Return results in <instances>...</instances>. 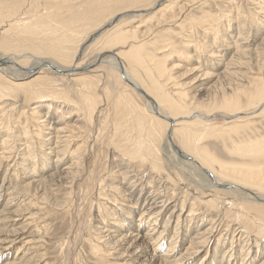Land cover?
Instances as JSON below:
<instances>
[{
	"label": "rangeland",
	"instance_id": "374dc122",
	"mask_svg": "<svg viewBox=\"0 0 264 264\" xmlns=\"http://www.w3.org/2000/svg\"><path fill=\"white\" fill-rule=\"evenodd\" d=\"M88 1L89 2H87V0H0V55L9 56L23 66H29L36 61V59H46L47 57L53 61L56 60V62L61 65L71 66L77 63L85 64L89 62L88 60H91V58L97 55L103 48H113L116 46L115 48L118 50L127 51L131 46H141L140 52H144L145 55L152 58L149 68L157 64L163 67L166 66L167 73L169 72L170 75H172L168 81V83L173 86L171 88L175 89L172 90V92L176 94H178V92H184L185 94L187 93V95H191L197 93L199 88L205 87L206 78L201 75L204 71H209L206 67H202L201 70L191 71L193 67L191 63L197 65L200 60L206 58L209 61L208 64L213 62L210 57L212 55H207L208 52L206 53V50L209 49V54L210 51H212V54L214 53L213 55L219 53V55L216 54L214 57L217 58L218 56L220 60L222 59L221 61H223V63L224 61L227 63L232 53L234 54L235 52L240 63H244L242 66L239 65V71L242 69V71H245L249 76L252 75L250 77L260 78L261 82L264 84V0H162L163 5H161V7L166 3L168 6V10L164 13L163 11L155 12L154 9L150 10L151 12L147 10L151 8L152 5L155 6L157 2L159 3V0H102V2H100L101 0H96L94 3L91 2V0ZM97 2H99V4ZM86 4L87 6H85ZM181 6L183 10L180 15H176ZM139 9L141 12L138 11ZM143 9L147 11L143 12ZM87 13H89V15H87ZM62 19L65 21L63 22ZM207 19L211 21L213 19V21L211 22ZM34 22H38V24ZM255 22L259 23L257 24ZM10 23H15V25ZM45 23L47 24L45 25ZM203 23H207V25L205 24V26ZM211 23L213 24L211 25ZM32 24L35 27L38 25L34 32L24 30L25 27ZM101 27L103 28L100 29ZM106 28H108V30ZM41 29L43 32L40 31ZM56 29L59 31H56ZM210 29L214 31L209 33V31H211ZM240 29H242V31H240ZM138 30L139 32L141 31L140 34L143 35L140 36ZM48 32H53V34ZM114 33L124 35L126 43L123 46L118 45V43L112 44L109 42L110 37L112 38ZM69 36L70 39L68 40L70 42L73 41L75 44L67 41L66 38ZM211 42L214 43L212 44ZM237 42L240 44L238 45ZM68 44L74 45L73 47L75 50L71 48V45L68 46ZM231 44L233 46L236 45L235 47L237 48H242H240V50L235 47L234 50L233 48L228 49V45ZM56 46H58V48ZM68 47L70 48L68 49ZM156 47H159V51ZM71 49L72 51H70ZM189 52L191 53L189 54ZM196 54H200V56L198 55L199 57L193 59V57L197 56ZM187 55H190L188 57L192 59H188L186 57ZM185 59H187V61ZM124 63H126V65L128 64L125 67L133 76L135 75L134 77L139 83L146 86V78H144L142 70H140L138 66L132 65L128 60H125ZM171 66H173V68H171ZM100 68H102V70L100 69V71L97 72L88 71L84 72L82 75L71 74L67 76L62 73H53L54 71L51 69H43L41 73L36 75L39 79L36 78L31 80L32 78H29L21 80L23 82L27 81L26 84L29 83L30 90L33 91L46 88L43 91L47 93L44 94L45 97L42 101L33 98L34 96L30 97L23 92H10L7 95L0 96V185L3 184V187H5L3 189V191H5H2L3 195L0 197V202H4L3 197H9L10 204L7 208L12 210V213L15 214L13 215L11 213V218H16L14 221L15 225L21 228L23 227L22 229L24 232V237L16 241L15 245H17L5 251L4 255L8 254L9 261H14V264H25L24 261L27 258H30L35 264H113L117 259L114 260V255L111 253L112 251H110V253L105 252L104 254L103 251L99 253V251L93 250V248L95 249L94 243L96 245L98 244L100 246L99 248L104 247L95 241L94 234L96 233L94 229L97 228V225L101 227L103 225L105 228L113 230L109 225L115 219H118L117 221L120 224L126 226L120 231H125L127 225L124 220H127L129 215V218L132 217L131 221H133L134 224L144 221V223H146V227H144L145 230L148 229L150 232L155 225L159 227V230L161 226L163 229V226L166 224L165 219L166 221L169 219L171 220V222L168 221L170 223V228H168V230L170 229L169 236L175 235L174 237H176L181 231V233H184L189 239L197 240L201 243L202 251L199 257L193 261L189 259L188 263L185 262L186 264H215V262L216 264H226L227 260L232 259L231 257L234 258L235 264H239L241 258H243V264H245V262L248 263L249 257L245 253L247 252L245 249L249 245L247 243L251 242V238H253L254 234L258 233V236H260L264 235V233L260 231L256 232L247 227L248 219H240V217L242 218L241 213H246L243 204L256 207L260 213V218H264V203L258 201L254 202L246 197H239L231 191L222 189L218 186L216 188L207 186V182L193 171L188 164L176 159V157L174 158L172 153L164 147L161 135L162 129L160 130V125H156L155 123L152 125V117L151 114L148 113L149 111L146 110L147 107L144 106V100L131 90V88L127 87L123 80L119 81L117 86L114 82L117 72L113 67H109V75H106L107 69L103 72L105 68L102 66H100ZM169 68H171V70ZM5 73L6 72L2 73V76H4L3 78L7 80L9 85L15 86L13 84L14 82H18V80H12L10 76L13 77V75ZM101 73H103L104 76H102L103 74L101 75ZM101 77L103 81L100 79ZM80 78L90 81L91 84L88 85L86 83L80 85V81L78 80ZM43 79H47V82H44ZM199 79L202 83L201 86L194 88V82ZM219 79H221V81L217 83V85L226 93H230L237 83L236 80L231 78L228 74L220 76ZM107 80L108 83H106ZM114 85H116V88H112ZM165 88L168 93H171L169 86ZM62 93L68 95L66 97H71L66 98ZM84 94L91 96L94 100V105L92 104V106L95 107L96 111L94 110L91 116L87 115L88 113L84 110V105L81 103V97L85 96ZM74 97H77L76 100ZM218 97L219 91H210L200 96L199 102L201 104H195L196 101L193 99L191 102L187 100V104L189 103L187 106H191L188 107L187 111H192V108L197 105V109L203 114L207 113V110H203L205 108L209 110L208 112L215 113V115L208 117L207 120L204 121L205 123L190 124L197 130L195 139L196 146L204 148L207 153L214 157V167H218L221 163L230 166L241 161H249L248 159H244L245 157L237 156L235 148L238 145L236 144L253 143V141L259 140L260 136L261 138L264 137V113L262 112L261 115L258 113L257 115L244 116L240 113L239 117L224 119L223 115L228 117L231 115V111L211 107L214 100ZM207 100H211L209 104L205 102ZM240 100H242L241 105L243 107L244 100L242 97ZM162 104L163 103H161V105ZM203 106L206 107L204 108ZM165 107L162 105L163 110L169 112L167 107ZM82 108L84 109L81 111ZM252 108L253 107L248 106L243 107L241 111H248ZM43 114L44 116L46 114V117H48L46 119L50 121L49 124L61 122V126L65 127L67 125V133H69V140H71L70 152L68 154L71 155V157L76 156L75 158L78 161V166H76L75 171L70 173L72 175L63 174V172H60L58 175H52L51 163L49 161L44 162L45 155H42V151L46 146L43 145L41 139H38L40 138L38 131L39 126L35 122L36 118L43 117ZM76 125L77 127L74 128L73 126ZM79 125L81 127H79ZM179 127H181L180 123L177 124L176 128ZM85 131H87V133ZM149 131L152 133V139H150L151 136L148 134ZM31 132L35 133L36 138ZM25 133H28L29 137H25ZM4 138H7L6 145L2 144V139ZM25 138H31L32 142L29 147L24 149L20 146L19 142L24 141ZM172 140L175 145H181L179 135L176 131L172 134ZM136 143H138L139 146L136 145ZM145 144L152 145L151 148L155 149H152V152L149 153L150 155L143 152L144 147H146ZM135 148L139 149L140 152L131 154ZM232 148L235 151L234 153ZM27 152L28 154L31 152L30 154L32 156L30 154L28 155L31 157V161L27 164L26 168L28 167V169H30L29 167L33 165L31 168L34 167V173L40 175L38 178H41V176L42 178H47V181L45 178L42 179L40 182L42 185L39 183L35 184L36 187H33L35 185L33 184L34 182L30 180V176L28 177V169L27 173L24 172L26 169L21 170L25 165L22 166L21 164L22 167L20 166L18 163V161H20L19 156L22 153L27 155ZM155 157H157V159ZM257 161L258 164L264 167V157L257 158ZM216 162L220 163L217 164ZM215 163L217 166L214 165ZM42 166H44V168ZM41 167L42 169H40ZM120 168H122L121 170L123 172ZM159 170L162 171V174ZM115 172L116 175L117 173L123 175L125 179L122 180L120 176L116 177L114 174ZM124 172H126V174ZM24 175H26V177ZM126 176L127 179L129 178L128 180ZM114 177H116V179ZM49 178H51L52 181ZM113 185L118 189L115 190ZM124 187L126 192L123 191ZM112 188L114 189L113 192L111 190ZM165 188L167 189V193ZM251 189L256 192L255 188ZM121 191L123 193H121ZM119 193L121 196H119ZM261 193L264 192L262 191ZM190 194L194 197L190 196ZM150 197L151 199H149ZM165 197H167V199ZM137 199L139 201H137ZM152 199L157 202L158 207H162L163 209L158 215H150V218L152 217V220H150L149 215L147 216L144 214L143 216L142 210L148 207ZM179 199L182 200L184 210L178 209L179 207L181 208ZM121 200L122 202H126L122 203L120 202ZM168 202L171 203L169 204ZM199 202H203L200 203L203 206H201ZM135 203L137 207H135L132 212V210H129L128 206L135 205ZM168 205H170V208H168ZM220 208L223 211H219ZM169 209L174 210V213L178 211L177 217H174V215L172 219L168 218L170 213ZM108 211H110L109 215ZM184 215L187 216L185 217ZM124 216L125 218H123ZM141 216L142 218H139ZM194 217L196 218L194 219ZM184 218L186 219L183 221ZM249 219L252 218L249 217ZM18 221L20 224H18ZM21 221L23 224H21ZM154 221L156 222L153 223ZM256 222H258V220H256ZM180 225L184 227L182 230ZM244 225L247 227L246 229ZM241 230H244L248 234L245 232H243L244 234L241 233ZM114 231L115 234H119L115 229ZM165 232H162V230L160 231L162 234ZM249 234H251V238L247 239L246 237ZM258 240H264V237H260ZM187 243L181 246L177 251V255H181L185 251ZM161 246L162 249L158 252L159 254L167 250L168 241H165ZM175 248L178 249L177 246ZM17 250L18 255L15 254ZM25 250L28 251V253L26 256H23V253L26 252ZM104 250L106 251L107 248L105 247ZM238 254L241 256L239 257ZM10 255L11 258L14 256V260L10 258ZM249 256L251 258L253 257L251 256V252H249ZM19 257H22L24 261ZM253 259H255V257H253ZM218 260H221V263H218ZM256 260L258 261V259ZM262 260H264V258ZM1 262L2 261H0V264ZM118 262L117 260V263ZM156 264L164 263L157 262Z\"/></svg>",
	"mask_w": 264,
	"mask_h": 264
},
{
	"label": "bare ground",
	"instance_id": "6f19581e",
	"mask_svg": "<svg viewBox=\"0 0 264 264\" xmlns=\"http://www.w3.org/2000/svg\"><path fill=\"white\" fill-rule=\"evenodd\" d=\"M100 1V0H98ZM106 1V0H105ZM157 1V0H156ZM160 2L153 6L148 10V12L152 9H154L155 12L159 11H163V13L165 11L168 10V6L167 3L161 7V5H163V1L165 0H159ZM87 2H89L87 0ZM91 2H96V0H91ZM102 2V0L100 1ZM118 2V1H117ZM127 2V1H126ZM99 4V2H97ZM162 3V4H161ZM91 4V3H88ZM106 4V3H105ZM169 4V3H168ZM110 5V4H109ZM170 5V4H169ZM200 5V4H199ZM84 6V4H83ZM87 6V4L85 5ZM89 6V5H88ZM115 6V5H114ZM101 7V6H98ZM150 7V6H149ZM185 7V6H184ZM84 8V7H83ZM167 8V9H166ZM174 8V7H173ZM99 10V9H98ZM142 10V9H141ZM144 10V9H143ZM147 10H144L143 12H146ZM183 10V7L181 6L178 10V12L176 13V15H180L181 11ZM82 11V10H81ZM86 11V10H85ZM90 11V10H89ZM94 11V10H93ZM105 11V10H104ZM130 11V10H129ZM132 11V10H131ZM140 11V9L138 10ZM77 12V11H76ZM79 12V11H78ZM95 12V11H94ZM93 12V13H94ZM99 12V11H98ZM141 12V11H140ZM151 12V11H150ZM122 13V12H121ZM131 13V12H129ZM136 13V12H133ZM175 13V12H174ZM85 14V13H84ZM124 14V13H122ZM159 14V13H157ZM211 14V13H210ZM87 15H89V13H87ZM115 15V14H114ZM119 15V12H118ZM151 15V14H150ZM156 15V14H155ZM204 15V14H203ZM206 15V13H205ZM84 16V15H82ZM81 16V18H82ZM116 16V15H115ZM114 16V17H115ZM153 16V15H152ZM211 16V15H210ZM158 17V16H157ZM190 17V16H189ZM207 17V16H206ZM87 18V17H85ZM119 18V17H118ZM151 18V17H150ZM154 18V16H153ZM166 18V17H164ZM168 18V17H167ZM204 18V17H203ZM211 18V17H210ZM84 20V18H82ZM156 19V17H155ZM214 19V18H213ZM212 19V21H213ZM63 20V19H62ZM112 20V19H111ZM160 20V19H159ZM162 20V19H161ZM208 20V19H207ZM210 20V19H209ZM208 20V21H209ZM261 20V19H260ZM45 21V20H44ZM47 21V20H46ZM65 20H63L64 22ZM110 21V20H109ZM116 21V20H115ZM122 21V20H121ZM211 21V20H210ZM211 21V22H212ZM254 21V20H253ZM262 21V20H261ZM67 22V21H66ZM95 22V21H94ZM107 22V21H106ZM119 22V21H118ZM204 22V19H203ZM9 23V22H8ZM37 23L38 22H34ZM50 23V22H49ZM62 23V22H61ZM114 23V22H113ZM257 23V22H255ZM259 23V22H258ZM257 23V24H258ZM10 24H14L15 23H10ZM9 24V25H10ZM28 24V23H27ZM47 23H45L46 25ZM70 24V23H67ZM119 24V23H118ZM204 25L207 23H203ZM202 24V26L204 27V25ZM213 23H211L212 25ZM8 25V24H7ZM40 25V23H39ZM43 25V24H42ZM51 25V24H50ZM116 25V24H115ZM192 25V24H191ZM205 25V26H206ZM210 25V26H211ZM256 25V24H255ZM262 25V24H261ZM260 25V26H261ZM11 26V25H10ZM25 26V25H24ZM38 26V25H37ZM36 26V27H37ZM52 26V25H51ZM68 26V25H67ZM85 26V25H84ZM83 26V27H84ZM105 26V25H104ZM113 26V25H112ZM209 26V23H208ZM35 26L30 25L28 27H25L24 30L26 31H30V32H34V30L36 29ZM45 27V26H44ZM82 27V29H83ZM215 27V25H214ZM243 27V26H242ZM241 27V28H242ZM259 27V26H258ZM103 27H101L100 29H102ZM105 28V27H104ZM117 28V27H116ZM121 28V27H120ZM260 28V27H259ZM263 28V27H262ZM40 29V27H39ZM51 29V28H50ZM49 29V30H50ZM99 29V30H100ZM108 30V28H106ZM111 29V28H110ZM209 29V27H208ZM236 29V28H235ZM257 29V27H256ZM38 30V29H37ZM52 30V29H51ZM124 30V29H123ZM207 30V29H206ZM212 31V29H210ZM3 31H7V30H3ZM19 31V30H18ZM42 31V29L40 30ZM46 31V30H45ZM48 31V30H47ZM56 31H59L56 29ZM112 31V30H111ZM125 31V30H124ZM222 31V30H221ZM240 31H242V29H240ZM43 32V31H42ZM79 32V30H78ZM77 32V33H78ZM82 32V31H81ZM105 32V31H104ZM117 32V30H116ZM121 32V31H119ZM139 32V30H138ZM141 32V31H140ZM139 35H143L140 34ZM143 32V31H142ZM261 32V31H259ZM263 32V31H262ZM48 33H52L53 32H48ZM54 33H55V28H54ZM100 33V32H99ZM108 33V32H107ZM106 33V35H107ZM112 33V32H111ZM103 34V33H102ZM49 35V34H48ZM65 35V34H64ZM63 35V36H64ZM98 35V34H97ZM68 36V35H67ZM113 36V35H112ZM224 36V35H223ZM59 37V36H58ZM66 37V36H65ZM72 37V36H71ZM100 37V36H99ZM226 37V36H225ZM224 37V38H225ZM64 38V37H63ZM106 38V37H105ZM54 39V38H53ZM65 39V38H64ZM67 41H69L68 39H70V36L66 38ZM78 39V38H77ZM104 39V38H103ZM111 39V40H110ZM109 42L112 44L118 43V45H124L126 43L125 37L122 34H115L114 36L111 38L110 37ZM259 39V38H257ZM56 40V39H55ZM81 40V39H80ZM107 40V39H106ZM125 40V41H124ZM224 40V39H223ZM60 41V39H59ZM66 41V42H67ZM76 41V40H75ZM82 41V40H81ZM215 41V40H214ZM229 41V40H228ZM227 41V42H228ZM256 41V40H255ZM65 42V41H64ZM70 42V41H69ZM67 42V43H69ZM73 42V41H71ZM70 42V43H71ZM93 42V41H92ZM102 42V41H101ZM105 42V41H104ZM216 42V41H215ZM60 43V42H59ZM74 43V42H73ZM212 43V42H211ZM214 43V42H213ZM212 43V44H213ZM233 43V42H232ZM235 43V42H234ZM238 43V42H237ZM75 44V43H74ZM103 44V43H102ZM223 44V43H222ZM240 43H238L239 45ZM242 44V43H241ZM52 45V44H51ZM71 44H68V46ZM82 45V44H81ZM169 45V44H168ZM198 45V44H197ZM211 45V44H210ZM215 45V44H214ZM225 45V44H224ZM237 45V46H238ZM66 46V45H64ZM72 46V45H71ZM70 46V47H71ZM74 46V45H73ZM71 47L74 49V47ZM76 46V45H75ZM110 46V45H109ZM114 46V45H113ZM126 46V45H125ZM128 46V44H127ZM137 46V45H136ZM200 46V45H199ZM202 46V45H201ZM206 46V45H203ZM209 46V45H208ZM207 46V47H208ZM213 46V45H211ZM220 46V45H218ZM227 46V45H226ZM236 46V45H235ZM232 44L228 45V49H232L234 50V47ZM248 46V45H247ZM257 46V45H256ZM260 46V44H259ZM54 47V46H53ZM58 48V46H56ZM61 47V46H60ZM68 47V49L70 48ZM116 47V46H115ZM115 47L113 48H103L102 50H100L98 52L97 55H95L93 58H91V60H88L89 62L85 63V64H73L71 66H64L61 65L59 63L56 62V60H51L46 58H40V59H36V61H34L32 64H30L29 66H23L21 64L18 63V61L13 60L12 58H10L9 56H5V55H0V96L2 95H7L10 92H14V93H19V92H23L24 94L28 95V96H34L33 98L36 99H40L39 101H42L44 99V94H46L47 92H44L43 90L46 89L44 88L43 90H30V84L26 82L27 81H21V80H26L29 78L33 79H39L36 75H38L39 73H41V70L43 69H51L53 70V73L59 74L62 73L63 75L67 76V75H82L84 72H97L100 71V69L102 70V68H100V66H102L103 68H105L103 70L106 71V75L108 74V70L109 67H113L116 72H117V76H115L114 78V82L117 84L119 81L123 80L125 85L129 88H131V90H133L137 95H139L143 100H144V106L147 107V111H149L148 113L151 114L152 117V125L153 123H155L156 125H160V130L162 132V141H163V145L164 147L169 150L173 157L180 161H182L185 164H188L193 171H195L199 176H201L206 182H207V186H210L212 188H216L221 187L222 189H227L229 191H231L233 194L238 195L239 197H246L248 199H251L254 202H263L264 203V193H261L262 191L264 192V167L260 164H258L257 158H261L264 157V137L257 140V141H253V143H247V144H236L238 146H236L235 151L237 156H242L245 157L244 159H248L249 161H241L239 163L230 165V166H226L223 163L219 164L220 162H216L217 164H219L218 167H214L213 166V161H215L214 157L211 156L209 153L206 152V150L202 147H197L196 143H195V139L197 136V130L196 128H194V126H191L190 124H195V123H200V122H204L205 120H207L208 117H210L211 115H215V113L212 112H208L209 110L207 108L203 109L204 111L207 110L206 114L201 113L198 109H197V105L194 106V108H192V111H187L188 107L191 106H187V100L188 101H192L195 100V104H201L199 102L200 96L210 92V91H214L217 92L219 91V97L217 99L214 100L213 104L211 105V107H216L222 110H227V111H231V115L226 117L223 115L224 119H232L235 117H239L240 113H242V116L244 115H257L258 113L261 115V113H264V84L261 82L260 78H255V77H250L252 75H248L245 71H239V65L242 66L244 63H240L237 54L232 53V56L229 58L230 60L225 63H223V61H221L218 56L217 58L214 57L216 54L219 55V53H216L215 55L212 54V51H210L209 54V49L206 50L207 55H212L210 56L211 59L213 60V62H211L210 64H208V59H202L200 60V62H198L199 64L197 65H193V63H191V65L193 66L191 68V71H195V70H201L202 67H206L208 68L209 71H204L202 73L201 76L206 78V83H205V87L203 88H199L197 93L191 94V95H187V93L185 94L184 92H178V94H176L175 92H172V90H175L171 87L168 81L170 79V77L172 75H170V73H167V69L166 66H161V65H155L154 67L151 66L150 67V62L152 61V58L147 55H145V53L140 52V48L141 46H131L127 51H122L121 49H116ZM188 47V46H187ZM191 47V46H190ZM97 48V47H96ZM99 48V47H98ZM118 48V47H117ZM157 50L159 51V47H156ZM209 48V47H208ZM218 48V47H216ZM236 49L242 48V47H235ZM101 49V48H100ZM202 49V48H201ZM205 49V48H204ZM212 49V48H211ZM219 49V48H218ZM217 49V50H218ZM222 49V48H221ZM226 49V48H224ZM58 50V49H57ZM61 50V49H60ZM75 50V49H74ZM156 50V51H157ZM200 50V47H199ZM47 51V50H46ZM72 51V49L70 50ZM187 51V50H186ZM214 51V50H213ZM228 51V50H227ZM226 51V52H227ZM68 52V51H66ZM129 52V53H128ZM199 52V51H198ZM203 52V51H202ZM217 52V51H216ZM219 52V50H218ZM232 52V51H231ZM238 52V51H237ZM241 52V51H240ZM261 52V51H260ZM69 53V52H68ZM72 53V52H71ZM187 53V52H185ZM191 52H189L190 54ZM197 53V52H195ZM230 53V52H228ZM246 53V52H245ZM255 53V52H253ZM252 53V55H253ZM70 54V53H69ZM144 54V55H143ZM194 54V52H193ZM202 54V53H201ZM224 54V53H223ZM259 54V53H257ZM78 55V54H77ZM186 55V54H185ZM197 55V54H196ZM200 56V54H198ZM195 56L193 57V59H195L196 57L199 56ZM206 55V56H207ZM247 55V54H246ZM32 56V55H31ZM55 56V55H54ZM61 56V55H60ZM79 56V55H78ZM187 55L186 57L188 59H190ZM192 56V55H191ZM248 56V55H247ZM222 57V56H221ZM32 58V57H31ZM34 58V57H33ZM258 58V57H257ZM192 59V58H191ZM256 59V58H255ZM125 60H128V62H130L132 65H136L139 67L140 70H142V73L144 75V78H146V86L142 85L141 83H139V81L128 71V69L125 67L127 66L125 62ZM187 61V59H185ZM197 60V59H196ZM210 60V59H209ZM242 61V60H241ZM77 62V61H76ZM192 62V61H191ZM196 62V61H195ZM154 63V62H153ZM197 63V62H196ZM93 65V66H92ZM95 65V66H94ZM249 67V66H248ZM171 68H173V66H171ZM171 68H169L171 70ZM211 68V69H210ZM251 69V68H250ZM80 70V71H79ZM221 71V72H220ZM6 72L5 74H12L11 79L12 80H18V82H14L13 85L15 86H11L7 83V80L5 78H3L4 76H2V73ZM102 72V71H101ZM93 74V73H92ZM103 73H101L102 75ZM115 74V73H114ZM225 74H228L229 76H231V78L236 80V85L232 88L230 93H226L224 90H221V88L217 85V83H220L221 79H219L220 76H223ZM105 75V76H106ZM109 75V74H108ZM116 75V74H115ZM15 76V77H14ZM104 76V74L102 75ZM9 77V75H8ZM85 77V75H84ZM111 77V76H109ZM112 78V77H111ZM76 79V78H75ZM102 80V77L100 78ZM105 79V78H104ZM232 79V80H233ZM47 79H43L44 82ZM80 81V85H84V84H88L90 85V81L86 80V79H78ZM86 80V81H85ZM29 81V80H28ZM103 81V80H102ZM111 81V79H110ZM21 82V83H20ZM113 82V81H112ZM113 82V84H114ZM20 83V84H17ZM69 83V82H67ZM106 83H108V80L106 81ZM233 83V82H232ZM36 84V83H35ZM47 84V83H44ZM53 84V83H52ZM64 84V83H63ZM72 84V83H70ZM201 80H196L194 82V88L200 87L201 86ZM49 85V84H48ZM55 85V84H54ZM76 85V84H75ZM79 85V84H78ZM77 85V86H78ZM79 85V87H80ZM39 86V85H38ZM67 86V84H66ZM76 86V87H77ZM116 85L112 86L115 87ZM118 86V84H117ZM166 86H169V88L171 89L170 92L168 93L166 90ZM52 87V86H51ZM72 87V85H71ZM83 87V86H82ZM56 88V87H54ZM85 88V87H84ZM111 88V87H110ZM116 88V87H115ZM139 89L141 90L143 93H140L139 91L136 90ZM168 88V89H169ZM73 91V90H72ZM77 91V89H76ZM60 92V91H59ZM49 93V92H48ZM61 93V92H60ZM66 93V92H65ZM54 94V93H52ZM56 94V93H55ZM64 93H62L63 95ZM49 95V94H48ZM65 95V94H64ZM85 95V94H84ZM88 95V93H87ZM83 96L81 97L82 99V104L84 105V108L81 109V111L84 109L88 114L87 115H93L92 113H94L93 111L95 110V107L92 106V104L94 103V100L92 99L91 96ZM60 96V95H58ZM68 95H65V97ZM76 96V95H75ZM78 96V95H77ZM81 96V95H80ZM150 97L151 99H147V97ZM53 97V96H52ZM64 97V96H63ZM66 97V98H70ZM175 97V98H174ZM187 97V98H186ZM241 97L243 98V102L244 105L243 107H253L252 109L248 110V111H241L242 107V100ZM32 98V99H33ZM75 98V97H74ZM77 98V97H76ZM75 98V100H76ZM72 100V99H71ZM78 100V99H77ZM151 100V101H150ZM65 101V100H64ZM80 101V100H79ZM117 101V100H116ZM211 100H207L205 102H207L209 104ZM37 102V101H36ZM75 102V101H72ZM194 102V101H193ZM161 103H163L162 105L165 107H167V110H169V112L163 110ZM37 104V103H36ZM56 104V103H55ZM78 104V103H77ZM192 105H194L193 103H191ZM49 105V104H48ZM52 105V104H51ZM50 105V106H51ZM94 105V104H93ZM205 105V104H204ZM57 106V105H56ZM81 106V105H80ZM14 107V106H13ZM35 107V106H34ZM49 107V106H48ZM61 107V106H60ZM97 107V106H96ZM145 107V108H146ZM165 107V108H166ZM134 108V107H133ZM200 108V107H199ZM8 109V108H7ZM33 109V108H32ZM191 109V108H190ZM3 110V109H2ZM79 110V109H78ZM186 110V111H185ZM96 111V110H95ZM212 111V110H211ZM35 112V111H34ZM56 112V111H55ZM85 112V113H86ZM96 113V112H95ZM31 114V113H30ZM41 114V113H40ZM65 114V113H64ZM84 114V113H83ZM39 115V113H38ZM42 115V114H41ZM143 115V114H142ZM219 115V114H218ZM48 116V114H47ZM60 116V115H59ZM65 116V115H64ZM89 116V117H90ZM221 116V115H220ZM40 117V115H39ZM57 117V116H56ZM61 117V116H60ZM85 117V115H84ZM35 118V117H34ZM46 118V114L41 118H36V123L38 124L39 128V134H40V138H38L39 140L41 139V141L43 142V145L46 146L45 148H43V154L45 155L44 158V162H50L52 165V175H58L60 174V172H63V174H69L72 175L70 173H72L73 171H75L76 166H78L77 164V159L75 158L76 156H72L69 155L68 153L70 152V144H71V140H69V133L66 126H61V122H56L54 124H49V120H47ZM63 118V117H62ZM96 118V117H95ZM141 118V117H140ZM50 119V118H49ZM59 119V118H58ZM89 119V118H88ZM99 119V118H98ZM57 120V119H56ZM63 120V119H62ZM91 120V119H90ZM139 120V119H138ZM34 121V120H33ZM79 121V120H78ZM66 122V121H65ZM143 122V120H142ZM148 122V121H147ZM247 122V121H246ZM245 122V123H246ZM53 123V122H52ZM64 123V122H63ZM141 123V122H140ZM180 123L181 127L176 128L177 124ZM205 123V122H204ZM232 123V122H231ZM248 123V122H247ZM35 124V123H34ZM68 124V123H67ZM72 124V123H71ZM70 124V125H71ZM86 124V123H85ZM144 124V123H143ZM239 124V123H237ZM243 124V123H242ZM63 125V124H62ZM73 125V124H72ZM134 125V124H133ZM146 125V124H145ZM144 125V126H145ZM234 125V122H233ZM245 125V124H244ZM69 126V124H68ZM86 126V125H85ZM84 126L85 130L86 127ZM88 126V124H87ZM74 128L77 127L73 126ZM79 127H81L79 125ZM235 128V127H234ZM70 129V128H69ZM81 129V128H80ZM205 129V128H204ZM74 130V129H72ZM77 130V129H76ZM154 130V129H153ZM30 131V130H29ZM79 131V130H78ZM148 131V130H147ZM177 132L180 138V142L181 145H175V143L172 140V134L174 132ZM87 133V131H85ZM139 132V131H138ZM32 135L35 137V133L31 132ZM75 133V132H74ZM202 133V132H201ZM22 134V133H21ZM146 134V133H145ZM148 134H150L152 139V133H150V131L148 132ZM203 134V133H202ZM23 135V134H22ZM21 135V136H22ZM25 137H29L28 133L24 134ZM89 136V134H88ZM145 136V135H144ZM149 136V135H148ZM156 137V136H155ZM36 138V137H35ZM88 138V137H87ZM140 138V137H139ZM147 138V137H146ZM145 138V139H146ZM149 138V137H148ZM160 138V137H159ZM198 138V137H197ZM200 138V137H199ZM27 139V140H26ZM72 139V137H71ZM257 139V138H256ZM3 145H6V140L7 138L2 139ZM139 140V139H137ZM144 140V139H143ZM34 141V140H33ZM38 141V140H36ZM35 141V143H36ZM136 141V140H135ZM32 142L31 138H25L24 141H20V146L22 148H27L30 146V143ZM145 142V140H144ZM143 142V143H144ZM198 142V140H197ZM34 143V142H33ZM147 143V142H146ZM246 143V142H245ZM39 144V143H38ZM41 144V143H40ZM135 144V143H134ZM37 145V143H36ZM136 145L139 146L138 143H136ZM135 145V146H136ZM146 145V144H145ZM157 145V144H156ZM152 146V145H151ZM150 145H146V147H144V153H148L147 155H150L149 153L152 152V149ZM234 146V145H233ZM20 147V148H21ZM35 147V146H34ZM38 147V145H37ZM36 147V148H37ZM42 147V146H41ZM77 147V146H76ZM137 147V146H136ZM2 148V147H1ZM87 148V147H86ZM138 148V147H137ZM135 148L134 151L131 152V154L133 153H138L140 152L139 149ZM41 149V148H39ZM45 149V150H44ZM75 149V148H74ZM161 149V148H160ZM22 150V149H20ZM86 150V149H85ZM155 150V149H153ZM28 151V150H27ZM35 151V150H34ZM41 151V150H40ZM39 151V152H40ZM166 151V150H165ZM233 153L235 152L232 148ZM167 152V151H166ZM31 153V152H30ZM29 153V154H30ZM34 153V152H33ZM37 153V152H36ZM72 153V152H71ZM161 153V152H160ZM163 153V151H162ZM231 153V152H230ZM27 152V155L25 154H20L19 156V160L18 163L25 165L24 167L21 168V170L26 169V171L24 170V172L27 173V169L26 168L27 164L30 163L31 161V157H29ZM40 154V153H37ZM36 154V155H37ZM157 154V153H155ZM31 155V154H30ZM35 155V156H36ZM41 155V154H40ZM68 155V156H67ZM137 155V154H135ZM32 156V155H31ZM34 156V157H35ZM38 156V155H37ZM44 157V156H41ZM80 157V156H79ZM121 157V156H120ZM134 157V156H133ZM151 157V156H150ZM158 157V156H157ZM157 157H155L157 159ZM33 158V157H32ZM40 158V156H39ZM78 158V157H77ZM122 158V157H121ZM148 158V157H147ZM160 158V157H158ZM256 158V159H255ZM34 159V158H33ZM43 159V158H42ZM124 159V158H123ZM15 160V159H14ZM18 160V158H17ZM35 160V159H34ZM40 160V159H39ZM33 161V160H32ZM43 161V160H42ZM114 161V160H113ZM122 161V160H120ZM158 161V160H157ZM217 161V160H216ZM15 162V161H14ZM81 162V161H80ZM124 162V161H123ZM160 162V161H159ZM9 163V162H8ZM17 163V162H16ZM119 163V162H118ZM125 163V162H124ZM154 163V162H153ZM162 163V162H161ZM216 163L214 165H216ZM44 164V163H43ZM158 164V163H157ZM212 164V166H211ZM17 165V164H16ZM45 165V164H44ZM50 165V166H51ZM128 165V164H127ZM126 165V166H127ZM19 166V165H18ZM33 166V165H32ZM31 166V167H32ZM46 166V165H45ZM161 166V165H160ZM217 166V165H216ZM28 169V177L30 178L31 181H33L34 185L35 184H39L42 179H44L45 177L42 178H38L40 175L35 174L34 173V167ZM37 167V166H35ZM44 168V166H42ZM42 167L40 169H42ZM47 167V166H46ZM127 168V167H126ZM158 168V167H157ZM38 169V168H36ZM49 169V168H48ZM122 168H120L121 170ZM125 169V168H124ZM44 170V169H43ZM51 170V169H50ZM117 170V169H116ZM115 170V171H116ZM127 170V169H126ZM37 171V170H36ZM39 171V170H38ZM119 171V169H118ZM122 171V170H121ZM120 171V172H121ZM161 171V170H159ZM21 172V171H20ZM23 172V171H22ZM42 172V171H41ZM123 172V171H122ZM25 173V174H26ZM126 174V172H124ZM122 173V174H124ZM128 173V172H127ZM159 173V172H158ZM162 174V171L160 172ZM74 174V173H73ZM116 175V172L114 173ZM14 175V174H13ZM47 175V174H46ZM51 175V174H50ZM169 175V174H168ZM26 177V175H24ZM119 177L124 180L125 177L123 175H120L119 173H117L116 177ZM167 176V175H166ZM23 177V176H22ZM70 177V176H69ZM116 177H114L116 179ZM183 177V176H182ZM72 178V177H71ZM170 178V177H169ZM26 179V178H25ZM47 181V178H45ZM51 179V178H49ZM114 179V180H115ZM127 179V176H126ZM129 179V178H128ZM127 179V180H128ZM168 179V178H167ZM172 179V178H171ZM29 180V181H30ZM121 180V181H122ZM126 180V181H127ZM169 180V179H168ZM186 180V179H185ZM188 180V179H187ZM45 181V180H44ZM50 181V180H49ZM52 181V179H51ZM118 181V180H117ZM120 181V182H121ZM164 181V180H163ZM118 182V183H120ZM51 183V182H50ZM109 183V182H108ZM128 183V182H127ZM41 184V183H40ZM42 185V184H41ZM118 185V184H117ZM122 185V184H121ZM132 185V184H131ZM135 185V184H134ZM4 185L1 184L0 185V197L1 195H3V189L5 187H3ZM9 186V185H8ZM33 187H36L33 186ZM113 187L115 188V190H117L118 188L116 186L113 185ZM119 187V186H118ZM129 187V185H128ZM133 187V185H132ZM137 187V186H136ZM139 187V186H138ZM166 187V186H165ZM122 188V187H121ZM169 188V187H168ZM251 188H255L256 192L253 191V189ZM8 189V188H6ZM132 189V188H131ZM162 189V188H161ZM166 189V188H165ZM170 189V188H169ZM208 189V188H207ZM113 192V188L111 189ZM125 187H124V192L125 191ZM140 190V189H139ZM3 191V192H2ZM7 191V190H6ZM146 191V190H145ZM165 191V190H164ZM119 192V191H118ZM117 192V194H118ZM128 192V190H127ZM135 192V191H133ZM137 192V191H136ZM140 192V191H139ZM138 192V194H139ZM6 193V192H5ZM116 193V191H115ZM121 193H123L121 191ZM161 193V192H160ZM159 193V194H160ZM166 193H167V189H166ZM169 193V192H168ZM171 193V192H170ZM259 193V194H258ZM120 194V193H119ZM125 194V193H124ZM137 194V196H138ZM188 194V193H187ZM75 195V194H74ZM123 195V194H122ZM151 195V194H150ZM171 195V194H170ZM183 195V194H182ZM121 196V194L119 195ZM133 196V195H132ZM131 196V197H132ZM146 196V195H145ZM148 196V195H147ZM159 196V195H158ZM167 196V195H166ZM190 196H192V194H190ZM3 197V196H2ZM113 197V196H112ZM164 197V196H163ZM169 197V196H168ZM179 197V195H178ZM177 197V198H178ZM194 197V196H192ZM146 198V197H145ZM158 198V197H157ZM167 199V197H165ZM182 198V197H180ZM190 198V197H188ZM112 199V198H111ZM131 199V198H129ZM151 199V197L149 198ZM155 199V198H154ZM152 199L150 201V203L148 204V207H145V210H142L143 212V216L144 214H146L147 216L149 215H158L161 213L162 211V207H158L157 206V202ZM165 199V200H166ZM175 199V198H174ZM173 199V200H174ZM197 199V196H196ZM1 200V199H0ZM4 202H0V261L1 264H14V261H9V255L6 254L4 255L5 251L9 250L12 246H16L15 243L16 241H19L21 238L24 237V232H23V227H19L15 225V219L11 218V213L12 210H9L7 207H9L8 205L10 204V200L9 197L8 198H4L3 197ZM117 200V199H116ZM136 200V198H135ZM146 200V199H144ZM158 200V199H157ZM199 200V199H198ZM115 201V200H114ZM132 201V200H131ZM137 201H139L137 199ZM136 201V203H137ZM164 201V200H163ZM179 201L181 202V208L179 207L178 209H183V203L182 200L179 199ZM185 201V200H184ZM189 201V200H188ZM187 201V202H188ZM202 201V200H201ZM207 201V200H206ZM218 201V200H217ZM122 202V200L120 201ZM124 203L126 201H123ZM122 202V203H123ZM145 202V201H144ZM165 202V201H164ZM174 202V201H173ZM179 202V203H180ZM186 202V203H187ZM191 202V201H190ZM107 203V202H105ZM135 203V205H127L129 207V210L135 209V207H137V204ZM159 203V202H158ZM169 203V202H168ZM171 203V202H170ZM169 203V204H170ZM175 203V202H174ZM177 203V202H176ZM203 203V202H199ZM212 203V202H211ZM119 204V203H118ZM134 204V202H133ZM143 204V203H142ZM161 204V203H160ZM229 204V203H228ZM111 205V204H110ZM178 205V204H176ZM191 205V204H190ZM189 205V206H190ZM201 206H203L202 204H200ZM243 208L246 210V213H241L242 218L240 217V219H248V224L247 227L251 228V230L254 231H260L261 233H264V218H260V213L257 210L256 207L252 206V205H247V204H243ZM104 206V205H102ZM170 205H168V208ZM186 206V205H185ZM188 206V205H187ZM219 206V205H218ZM227 206V205H226ZM140 207V206H139ZM176 207V206H175ZM221 207V206H220ZM11 208V207H10ZM118 208V207H117ZM167 208V207H166ZM186 208V207H185ZM224 208V207H223ZM228 208V207H227ZM143 209V208H142ZM187 209V208H186ZM190 209V208H189ZM226 209V208H225ZM110 210V209H108ZM170 210V209H169ZM172 210V209H171ZM170 210L169 216L168 218L172 219V216L177 217L178 211L176 213H174L172 210ZM222 209L220 208L219 211H221ZM229 210V209H228ZM231 210V209H230ZM241 210V209H240ZM103 211V210H102ZM136 211V210H135ZM140 211V210H139ZM223 211V210H222ZM232 211V210H231ZM105 212V211H104ZM110 211H108V215ZM125 212V211H124ZM127 212V211H126ZM226 212V211H225ZM224 212V213H225ZM233 212V211H232ZM103 213V212H102ZM163 213V212H162ZM186 213V212H185ZM184 213V214H185ZM234 213V212H233ZM13 214V213H12ZM105 214V213H104ZM130 214V213H127ZM133 214V213H132ZM142 214V213H141ZM188 214V213H187ZM222 214V213H221ZM227 214V213H226ZM15 215V214H13ZM103 215V214H102ZM107 215V214H106ZM145 215V216H146ZM114 216V215H113ZM126 216V215H125ZM125 216L123 218H125ZM140 216V215H139ZM185 217L187 215H184ZM116 217V216H114ZM122 217V216H121ZM130 216L128 215V219L124 220L125 224L127 225V228L125 229V231H120L123 228H125L126 226H123L122 224H120L116 219L113 222L110 223L109 227L113 228V230H109L107 228H105L103 225L102 227L97 225V228L94 229L95 233V241H97V243H99L100 245L104 246L99 248L100 246L94 243L95 245V249L93 248L94 251H99V253L101 251H103V253L105 254V252L110 253V251H112L111 253H113L114 255V260L117 259L119 262H113V264H144V263H148V264H156L157 262L159 263H164V264H182V263H188V260L191 259V261L196 260L199 255L201 254L202 251V245L201 243H199L197 240H193V239H189L184 233L178 234L176 237H174L175 235H170L169 236V231L168 228H170V223L171 220L168 219V221H166L165 219V225L161 226V229L159 230V227H156V225L154 226V228L150 231H148V229L145 230L144 227H146V223H144V221H140L138 222L141 217H137L139 220L137 221L138 223L134 224L133 221H131V218H129ZM154 217V216H153ZM198 217V216H197ZM200 217V216H199ZM205 217V216H204ZM226 217V216H224ZM249 217H251L252 219H249ZM119 218V217H118ZM122 218V219H123ZM152 218V217H151ZM150 218V220H152ZM196 217H194L195 219ZM186 218L183 219V221ZM199 219V218H198ZM110 220V219H109ZM161 220V219H160ZM197 220V219H196ZM210 220V219H208ZM206 220V221H208ZM256 220H258V222H256ZM112 221V219H111ZM157 221V220H156ZM156 221H154L153 223H155ZM164 221V220H163ZM180 221V222H183ZM189 221V220H188ZM195 221V220H194ZM211 221V220H210ZM146 222V221H145ZM175 222V221H174ZM191 222V221H190ZM209 222V221H208ZM101 223V222H100ZM163 223V222H162ZM184 223V222H183ZM186 223V221H185ZM18 224L19 221H18ZM17 224V225H18ZM21 224L22 221H21ZM152 224V222H151ZM180 224V223H179ZM187 224V223H186ZM206 224V223H205ZM250 224V225H249ZM150 225V224H149ZM190 225V224H189ZM172 226V225H171ZM181 226V225H180ZM186 226V225H185ZM195 226V225H194ZM153 227V226H152ZM175 227V225H174ZM188 227V226H187ZM244 225V228H247ZM173 228V226H172ZM171 228V229H172ZM178 228V227H177ZM180 228V227H179ZM183 225L181 226V230H182ZM186 228V227H185ZM192 228V227H191ZM196 228V227H195ZM205 228V227H204ZM216 228V227H215ZM220 228V227H219ZM241 228V225H240ZM118 231L119 234H115V231ZM175 229V228H174ZM194 229V228H193ZM199 229V228H198ZM238 229V228H237ZM236 229V230H237ZM162 230V232L165 233H160V231ZM186 230V229H183ZM235 230V231H236ZM93 231V232H94ZM176 231V230H175ZM190 231V230H188ZM193 231V230H192ZM239 231V230H238ZM113 232V233H112ZM195 232V231H194ZM234 232V230H233ZM245 232L244 230H241V233ZM26 233V232H25ZM123 233V234H120ZM192 233V232H190ZM237 233V232H236ZM235 233V234H236ZM246 234H248L247 232H245ZM162 234V235H161ZM175 234V233H174ZM189 234V233H188ZM187 234V235H188ZM238 234V233H237ZM244 234V233H243ZM245 234V235H246ZM193 235V234H192ZM220 235V234H219ZM233 235V234H232ZM241 235V234H240ZM259 234H254L253 238H251V234H249L246 238L250 239L251 238V242L247 243L249 244L247 246V248L245 249L246 255L249 257V262L245 264H264V260H262L264 258V240H258V238H263L264 235H260ZM189 236V235H188ZM258 236V237H257ZM190 237V236H189ZM213 237V236H212ZM257 237V238H256ZM169 238V239H168ZM188 238V239H187ZM194 238V237H192ZM240 238V237H239ZM238 239V238H237ZM188 240V243H187ZM222 240V238H221ZM233 240V239H232ZM239 240V239H238ZM241 240V239H240ZM165 241H168V247L166 248L167 250L164 253L159 254L158 252L162 249V244L165 243ZM228 241V240H227ZM68 242V241H67ZM222 242V241H221ZM230 242V241H229ZM241 242V241H240ZM187 243V247L185 248V251L180 255H177V251L181 248V246H183L184 244ZM217 243V241H216ZM219 244V243H218ZM231 244V243H230ZM237 244V243H236ZM233 245V244H232ZM69 246V245H68ZM178 247V249H176L175 247ZM223 246V245H222ZM244 246V245H243ZM93 247V246H92ZM107 248V250L105 251L104 248ZM208 247V246H207ZM220 247V246H219ZM14 248V247H13ZM29 248V247H28ZM27 248V249H28ZM26 249V248H25ZM208 249V248H207ZM213 249V248H212ZM219 249V248H218ZM237 249V248H235ZM190 250V251H189ZM26 251V250H25ZM228 251V250H227ZM239 251V250H238ZM235 252V250H234ZM244 252V251H243ZM249 252H251V256L255 257V259H253V257L251 258L249 256ZM28 253V251L23 253V256H26ZM10 254V251H9ZM16 255H18V250L15 253ZM102 254V253H101ZM103 254V255H104ZM228 254H230L228 252ZM236 254V253H235ZM241 255H244L243 253H240ZM112 255V256H113ZM206 255V254H205ZM234 255V254H233ZM241 255L238 254V256L240 257ZM245 255V256H246ZM22 256V257H23ZM203 256V255H202ZM231 256V254H230ZM244 256V257H245ZM246 256V257H247ZM22 257L20 259H22ZM208 257V256H206ZM11 258V255H10ZM14 256L11 258L13 259ZM18 258V256H17ZM101 258V257H100ZM99 258V259H100ZM231 260H227L226 264H235V260L233 257H231ZM16 259V258H15ZM64 259V258H63ZM102 259V258H101ZM142 259V260H141ZM258 259V261L256 260ZM14 260V259H13ZM24 261V259H22ZM103 260V259H102ZM105 260V259H104ZM202 260V259H201ZM200 260V261H201ZM211 260V258H210ZM18 261V260H17ZM16 261V262H17ZM22 261V262H23ZM108 261V260H107ZM214 261V260H213ZM221 260H218V263ZM21 262V261H20ZM25 264H35L31 261L30 258L25 259ZM208 262V261H207ZM19 263V262H18ZM107 263V262H106ZM185 263V264H186ZM200 263V262H198ZM206 263V262H205ZM210 263V262H208ZM223 263V262H222ZM243 258H241V261L239 264H243ZM20 264V263H19ZM22 264V263H21ZM112 264V263H111ZM202 264V263H201ZM216 264V262H215Z\"/></svg>",
	"mask_w": 264,
	"mask_h": 264
},
{
	"label": "water",
	"instance_id": "95a60500",
	"mask_svg": "<svg viewBox=\"0 0 264 264\" xmlns=\"http://www.w3.org/2000/svg\"><path fill=\"white\" fill-rule=\"evenodd\" d=\"M136 90L139 91L140 93H143L141 90H139V89H137V88H136ZM143 94H144V93H143ZM146 97H147V99H151V98L148 97V96H146ZM150 101H151V100H150Z\"/></svg>",
	"mask_w": 264,
	"mask_h": 264
}]
</instances>
